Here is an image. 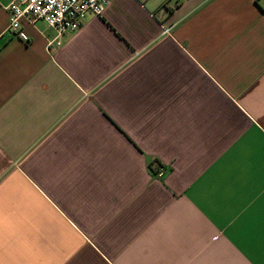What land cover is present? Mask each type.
<instances>
[{"label": "crops", "instance_id": "1", "mask_svg": "<svg viewBox=\"0 0 264 264\" xmlns=\"http://www.w3.org/2000/svg\"><path fill=\"white\" fill-rule=\"evenodd\" d=\"M9 1L0 264H264V0H107L52 52Z\"/></svg>", "mask_w": 264, "mask_h": 264}, {"label": "built area", "instance_id": "2", "mask_svg": "<svg viewBox=\"0 0 264 264\" xmlns=\"http://www.w3.org/2000/svg\"><path fill=\"white\" fill-rule=\"evenodd\" d=\"M106 4L107 0H10L4 5L8 11L6 32L28 42L24 24L43 21L55 32L45 42L46 50L52 52L62 44L61 36L75 31L87 14L101 15ZM167 30L165 28L164 32ZM162 174L163 169L159 167L156 175Z\"/></svg>", "mask_w": 264, "mask_h": 264}]
</instances>
